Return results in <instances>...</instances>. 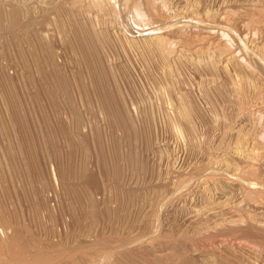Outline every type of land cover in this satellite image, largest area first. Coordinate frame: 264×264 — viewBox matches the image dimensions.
<instances>
[{
  "label": "rangeland",
  "instance_id": "rangeland-1",
  "mask_svg": "<svg viewBox=\"0 0 264 264\" xmlns=\"http://www.w3.org/2000/svg\"><path fill=\"white\" fill-rule=\"evenodd\" d=\"M0 264H264V0H0Z\"/></svg>",
  "mask_w": 264,
  "mask_h": 264
},
{
  "label": "bare ground",
  "instance_id": "bare-ground-1",
  "mask_svg": "<svg viewBox=\"0 0 264 264\" xmlns=\"http://www.w3.org/2000/svg\"><path fill=\"white\" fill-rule=\"evenodd\" d=\"M154 42H155V41H154ZM156 42H157V41H156ZM149 46H150V45H149ZM155 48H156V47H155ZM180 110H181V109H180ZM180 112H181V111H180ZM182 112H183V111H182ZM182 112H181V113H182ZM182 115H184V112H183V114H182ZM182 115H181V116H182ZM187 116H188V115H187ZM183 119H184V117H183ZM184 120H185V119H184Z\"/></svg>",
  "mask_w": 264,
  "mask_h": 264
}]
</instances>
